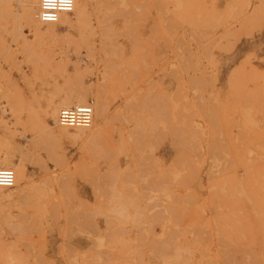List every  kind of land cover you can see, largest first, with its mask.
Wrapping results in <instances>:
<instances>
[{"label":"rangeland","instance_id":"obj_1","mask_svg":"<svg viewBox=\"0 0 264 264\" xmlns=\"http://www.w3.org/2000/svg\"><path fill=\"white\" fill-rule=\"evenodd\" d=\"M21 1L0 153L31 179L0 193V264H264V0H77L41 41ZM80 89L105 123L57 142L49 106Z\"/></svg>","mask_w":264,"mask_h":264},{"label":"bare ground","instance_id":"obj_2","mask_svg":"<svg viewBox=\"0 0 264 264\" xmlns=\"http://www.w3.org/2000/svg\"><path fill=\"white\" fill-rule=\"evenodd\" d=\"M11 0H0V16L3 15H7L10 12V5H11ZM40 3L41 0H22L21 1V8H22V16L24 21H25V25L34 32V35L36 36V39L39 41L41 40H45L46 38H50V39H55L56 38V34H54L55 31V27L59 24H68L71 27H74L76 25H78L88 14V6H89V2H84L82 5L79 4V2L77 0H75V8L74 11L72 13H74V17L75 20H73L72 18L69 17V15L71 14H62L60 19L56 22V23H48V24H44L41 23L38 19V15H39V11H40ZM105 6V5H104ZM13 13H11L12 15ZM14 16V15H13ZM88 16V15H87ZM86 20V19H85ZM41 24L46 25L48 28L45 32H42L41 30ZM83 24V23H82ZM46 29V28H45ZM78 29V28H77ZM199 29V28H198ZM193 31V30H192ZM106 33V32H105ZM108 34V32H107ZM112 35V34H111ZM184 44V43H183ZM190 61V60H189ZM191 80V79H190ZM203 83V82H202ZM201 83V84H202ZM7 89V88H6ZM5 91V90H4ZM9 91V90H7ZM6 92V91H5ZM4 92V93H5ZM6 95V94H5ZM8 95V93H7ZM9 97V96H8ZM52 100V99H51ZM51 100L49 102H51ZM87 102V95L86 92L82 89L80 90H74L72 92H70L69 94L65 95V97L62 99L61 103L57 106L51 104L49 106L50 110L48 111L49 114H51V116L54 118L55 123L57 125H60L59 123V113L61 111L62 108L65 107H72V106H77V105H82V104H86ZM94 103V102H93ZM18 104V103H17ZM182 105V104H181ZM60 106H64L60 109L59 111V107ZM11 108L13 106H10ZM124 107V106H123ZM94 119H93V123L95 124L96 127H100L103 125V123H105V119L107 116V107H106V103L103 101V98H99L97 105H94ZM5 110V109H4ZM13 111V110H12ZM180 111V110H179ZM18 115V113H16ZM22 114V113H21ZM119 115V114H118ZM120 117V116H119ZM158 117V116H157ZM19 118V117H18ZM192 118V117H191ZM193 119V118H192ZM138 120V119H136ZM100 121V122H99ZM92 123V124H93ZM188 123V122H187ZM137 124V123H136ZM140 125V124H139ZM61 126V125H60ZM94 126V127H95ZM91 127V126H90ZM90 127L87 128H76V129H70V130H75L74 133L69 132V128L67 127H60V134H52L53 138L58 142L61 138L63 137H67L69 136L70 138V134L75 137V138H81L84 136H89V137H94V133L88 135L87 134V129H90ZM135 127V126H134ZM167 127V126H166ZM126 129V128H125ZM140 129V128H139ZM152 131V130H151ZM159 132V131H157ZM156 134V132H155ZM153 135V134H152ZM162 135V134H160ZM136 137V136H135ZM55 155V154H54ZM22 158V156H21ZM15 159V155H14V151L11 152H3L0 153V167H8V166H12L16 173V182H15V186L12 188L14 189L15 187L17 188V186L20 183V179H23L26 183L30 181L31 177L27 168V165L25 163L22 162L21 165H17L15 163H13V160ZM57 160V159H56ZM27 161V160H26ZM11 168V167H10ZM44 179V178H43ZM47 180V179H46ZM50 181V180H48ZM32 183V182H31ZM51 183V181H50ZM62 185V184H61ZM50 186V185H49ZM51 187V186H50ZM27 188V187H26ZM30 188V187H29ZM69 190V189H68ZM4 190H0V193H2ZM24 195V194H23ZM22 195V196H23ZM27 195V194H26ZM30 197V196H29ZM52 197V196H51ZM24 199V198H23ZM46 200V199H45ZM27 204V203H26ZM52 205V204H51ZM53 210V209H52ZM53 211H57V210H53ZM93 212V211H92ZM76 213V212H75ZM59 214V213H58ZM80 215V214H79ZM93 215V214H92ZM53 216V215H52ZM57 216V214L55 215ZM74 216V215H73ZM82 216V215H80ZM77 217V216H76ZM86 217V216H85ZM93 217V216H92ZM90 217V218H92ZM72 218V217H71ZM81 218V217H80ZM79 218V219H80ZM83 218V217H82ZM75 219V218H74ZM76 220V219H75ZM74 220V221H75ZM85 220V219H84ZM87 220V219H86ZM85 220V221H86ZM93 220V219H92ZM40 223V221L38 222ZM88 223V222H86ZM85 223V225H86ZM80 225V224H79ZM91 225V222H90ZM89 225V226H90ZM38 226V225H36ZM96 227V226H95ZM41 229V228H40ZM86 229V228H85ZM39 230V229H38ZM89 233V232H88ZM67 237V236H66ZM71 237V236H70ZM4 243V242H3ZM94 244V243H93ZM4 245V244H3ZM2 245V246H3ZM4 250V249H1ZM10 250V249H9ZM16 253V252H15ZM9 255V254H8ZM83 256V254H82Z\"/></svg>","mask_w":264,"mask_h":264},{"label":"built area","instance_id":"obj_3","mask_svg":"<svg viewBox=\"0 0 264 264\" xmlns=\"http://www.w3.org/2000/svg\"><path fill=\"white\" fill-rule=\"evenodd\" d=\"M75 0H41L38 19L41 23H56L62 14L74 11ZM94 103L62 108L59 123L69 129L90 127L94 119ZM16 173L13 168L0 167V190L12 189L15 186Z\"/></svg>","mask_w":264,"mask_h":264}]
</instances>
